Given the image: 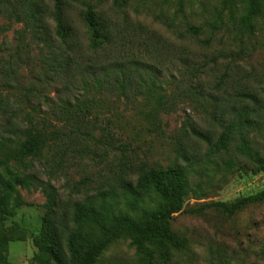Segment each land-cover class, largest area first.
Listing matches in <instances>:
<instances>
[{
  "label": "rangeland",
  "instance_id": "1",
  "mask_svg": "<svg viewBox=\"0 0 264 264\" xmlns=\"http://www.w3.org/2000/svg\"><path fill=\"white\" fill-rule=\"evenodd\" d=\"M85 1L91 2L100 19L110 25L115 35L113 41L124 43L128 51H144L152 57L151 61L161 70L158 80L163 87L161 93L176 104L172 111L160 112L153 119L150 111L154 103L147 102L142 95L135 98L119 94L117 90L85 91L81 76L72 80L70 71L68 81L66 76L45 70L34 44L27 46L23 62H16L11 56L17 52L18 33L23 23L10 14L12 6L0 0V62L6 68L8 61H14L13 69L21 81L13 88L2 89L4 95L15 101V95L21 91L18 97L36 105L39 116L62 124L64 109L60 107L64 101L73 103L74 98H78L85 104L84 94L86 99L93 100L87 104H93L91 115L98 116V125L106 126L111 121L114 143L96 129L90 138L79 134L76 145L72 143L66 156L48 151L43 161H35V170L44 180L51 181L65 204L83 202L101 191L110 195L111 187L117 188L119 193L124 179L134 183L137 173L132 170L119 178L124 156L132 167L143 162L151 167L172 164L187 167L178 149H186L192 158L193 155L201 158L208 146L194 136L189 127L183 129L184 123L218 136L222 128L216 119L237 89L249 87L264 98V5L262 13L253 21V30H249L239 23L248 13L249 0ZM44 2L52 10L53 1ZM71 8L79 37L86 42V27L80 16L84 4L76 1ZM48 19L53 25L52 19ZM190 25L203 27L199 37H178L176 33H186ZM138 41H146L148 46L139 49ZM181 53L208 65L194 81L199 86L196 95L178 99L180 92L188 90L187 82L183 81L188 78L176 70L173 62L175 55ZM223 75L221 83L218 79ZM17 86L23 88L17 90ZM30 108L28 105L31 111ZM3 119L0 116V124ZM252 136L253 149H259L264 155V130ZM63 142L69 146L66 139ZM49 158L61 162L54 168L55 172L58 170L56 174L51 173L52 165L45 161ZM212 161L194 165L195 169L189 170L184 209L174 214L171 222L183 235L186 247L169 248L170 259L164 263L159 256L160 264H264V202L240 208L233 214L215 206L218 202L231 206L242 197L263 190L264 171L256 172L242 156L234 163H224L220 157ZM20 197L21 204L0 221V238L6 241L4 257L15 264H31L38 251L46 197L38 189H21ZM119 200L121 204L115 213L128 211L137 221L160 207L153 193L144 198L137 209L126 205L123 198ZM87 230L93 231L92 228ZM97 264H141L140 251L130 231H119Z\"/></svg>",
  "mask_w": 264,
  "mask_h": 264
},
{
  "label": "trees",
  "instance_id": "2",
  "mask_svg": "<svg viewBox=\"0 0 264 264\" xmlns=\"http://www.w3.org/2000/svg\"><path fill=\"white\" fill-rule=\"evenodd\" d=\"M6 1L12 6L10 14L23 23L18 33L17 52L11 56L16 62H21L27 46L34 44L39 49L38 57L45 70L57 76H66L68 81L70 71L72 80L81 76L85 91L96 90L100 93L103 90H117L119 94L135 98L142 95L147 102L154 103L150 111L153 119L160 112L175 108L176 101L166 100L161 93L163 87L158 83L161 70L151 61L152 57L144 51H128L124 43L113 41L115 35L110 25L100 19L91 2L52 0L51 10L44 0ZM76 1H82L85 7L80 9V16L86 27V42L79 37L72 18L71 7ZM248 4V13L239 23L253 30V21L262 13L264 0H249ZM202 30L201 25H190L186 33L176 34L184 39L198 38ZM137 44L139 49L143 45L148 46L146 41H138ZM173 62L176 70L188 78L183 79L187 82L188 90L186 93L180 92L178 99L196 95L199 86L194 81L205 72L208 64L198 63L195 57L182 53L176 54ZM13 63L12 60L8 61L7 67L3 68L4 64L0 62V116L4 118L0 124V221L21 204V189H38L44 193L45 215L37 239L38 251L31 264H97L117 233L126 229L139 248L141 264H160L159 258L166 263L170 259L169 248L180 250L186 247L183 235L172 227L171 222L174 214L184 209L188 173L195 169L194 165H206L215 157H220L224 163H234L242 156L256 172L264 171V155L259 149H253L252 136L254 132L264 130V98L256 90L244 87L236 90L232 97L234 102L229 100L226 106L228 110L222 108L216 119L222 128L218 136L184 123L183 129L189 127L194 136L207 144L208 151L203 157L193 155L192 158L186 149H178L187 167L179 164L151 167L146 162L132 167L124 156L120 162L119 178L122 179L128 170H132L137 173L134 183L124 179L120 182L119 193L117 188L111 187L110 195L101 191L93 197L88 196L83 202L65 204L51 181L44 180L35 170V161H43L48 151L66 156L72 143L76 145L75 139L79 134L82 138H90L96 129L114 143L111 121L106 126H99L98 116L91 115L93 104H87L93 100L86 99L84 94L85 104L78 98H74L73 103L64 101L60 107L64 109L62 124L39 116L40 110L36 105L18 97L21 91L15 95V101L3 93L2 89L21 84ZM224 76L218 79L221 83ZM22 88L17 86V90ZM24 96L27 98L28 93ZM28 105L31 111L27 109ZM45 161L52 165L51 173L61 164L56 159ZM150 193L157 197L160 207L143 220L137 221L128 211L115 213L116 207L121 204L119 198L126 200L130 208L137 209ZM261 202H264V189L242 197L231 206L224 202H218L215 206L233 214L240 208ZM5 242L0 238V264H15L3 256Z\"/></svg>",
  "mask_w": 264,
  "mask_h": 264
}]
</instances>
